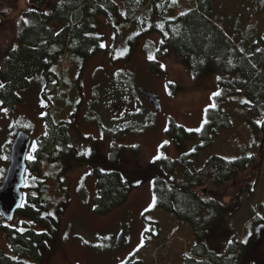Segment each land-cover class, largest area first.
Instances as JSON below:
<instances>
[{
    "label": "rangeland",
    "instance_id": "1",
    "mask_svg": "<svg viewBox=\"0 0 264 264\" xmlns=\"http://www.w3.org/2000/svg\"><path fill=\"white\" fill-rule=\"evenodd\" d=\"M224 1L216 0L214 8L218 10ZM237 1L246 2L227 0L229 9ZM117 2L118 14L96 17L100 22L97 33L105 36L103 50L87 59L66 51L54 62L57 76L52 77L57 80V87L48 95L57 119L70 114L75 117L71 131L75 152L66 159V170L61 173L63 183L55 180L49 184L48 197H44L48 203L44 215L56 217L58 202L61 214L59 223L54 224L56 232L46 242L48 249L42 247V256L17 250L5 227L45 232L52 231L50 225L21 212L11 221L0 213V251L15 259L34 264H183V256L192 254L198 235L190 222L169 210L155 209L154 179L169 177L163 168V157L179 159L192 153L195 165L200 166L212 155L237 159L255 153L251 131L233 101L225 103L224 109L231 115L234 128L222 129L218 135H199L207 111L215 105L213 94L219 91L216 64L196 78L189 59H180L172 46L167 45L165 52H161L160 31L149 24L127 23L122 19L126 5L121 0ZM22 6L28 8L29 4L25 0ZM151 15L154 23L158 13ZM234 17L240 20L242 16ZM149 59L161 62V73L150 70ZM252 71L254 80L258 81L262 70L253 66ZM46 77L43 73L36 74L31 84L20 91L21 101L14 106H6L0 99V109L7 110H0V185L8 167V159L3 157L9 155L8 143L13 136L21 129L35 137L44 131ZM3 82L0 76V85ZM140 86L160 96L161 110L140 94ZM117 102L130 105L123 116L112 112ZM177 124L191 134L183 138H178L176 132L171 134L169 129ZM114 142L125 147L120 166L108 161ZM133 147L141 152L137 155ZM49 164L48 160L45 171L50 169L51 173L54 167ZM97 168H118L127 182L133 184L128 199L106 214H98L94 209L99 193L94 172ZM259 170L261 176L254 192L243 193L240 203L229 205L210 223L204 236L209 250L226 254L234 236L247 240L254 229L243 264H264V219L261 218L264 214L260 209L264 196V159ZM255 221L258 225L253 228ZM150 227L154 235H149L143 247L145 230ZM121 232L123 240L118 244Z\"/></svg>",
    "mask_w": 264,
    "mask_h": 264
},
{
    "label": "trees",
    "instance_id": "2",
    "mask_svg": "<svg viewBox=\"0 0 264 264\" xmlns=\"http://www.w3.org/2000/svg\"><path fill=\"white\" fill-rule=\"evenodd\" d=\"M24 1L0 0V76L4 78L0 99L10 107L21 101L20 91L31 84L36 74H48L50 66L66 51L87 59L103 50L101 45L105 36L97 33L100 22L96 17L119 13L117 0H26L28 8L22 6ZM121 1L126 5L122 19L127 23L149 24L152 29L160 31L161 52H165L167 45L172 46L180 59H189L196 78L216 64L220 95L215 96V107L207 111L206 123L199 135H218L222 129L234 128L231 115L224 109V104L229 101L237 103L244 124L251 131V146L255 151L252 155L237 159L212 155L200 166L195 165L192 153L179 159L163 157V168L169 177L154 179L155 209L169 210L179 219L190 222L198 235L192 254L183 256V264H243L254 229L246 243L234 236L226 254L209 250L204 236L210 223L215 222L229 205L240 203L243 193L254 192L261 176L259 169L264 159V38H259L252 50L253 55L259 56L257 63L262 72L258 81L253 79L250 82L252 70L236 56L238 43L214 18L215 0ZM152 12L158 13L154 23ZM147 62L150 70L162 72L160 61L149 59ZM70 126L65 121L58 124L55 119L53 123L48 120L47 136L43 137L40 150L30 159L34 169L26 175V198L17 212L49 224L52 231L38 232L30 228L18 231L5 227L14 247L22 253L42 256V247L48 249L46 242L56 232L54 224L60 221L61 203L56 206V217L44 215L48 205L44 197L49 194V181L56 179L59 184L63 183L62 172L55 168L53 179L43 174L48 160L53 158L57 162L61 151H70L67 144ZM169 132H176L178 138L191 134L178 124L172 125ZM61 144L65 145V151L61 150ZM124 148L116 142L110 147L108 161L112 165H121ZM131 149L137 155L141 152L138 147ZM7 159L9 161L8 155ZM94 172L99 188L94 209L98 214H106L128 199L133 184L127 182L118 168H97ZM260 209L264 214V196ZM256 225L257 221L252 227ZM145 235L143 247L149 235H154L151 227L145 230ZM0 264L34 263L0 251Z\"/></svg>",
    "mask_w": 264,
    "mask_h": 264
},
{
    "label": "crops",
    "instance_id": "3",
    "mask_svg": "<svg viewBox=\"0 0 264 264\" xmlns=\"http://www.w3.org/2000/svg\"><path fill=\"white\" fill-rule=\"evenodd\" d=\"M226 1L219 4L218 10L214 8V18L238 43L237 58L251 70L253 66L262 70L257 63L259 56L253 55L252 50H254V44L258 39L264 38V8L262 6L264 0H246V2L241 3L237 1L231 9H229ZM254 2H256L255 6L253 5ZM236 15L242 16L241 19L237 20V17H234ZM249 77V81H253L255 72L252 71Z\"/></svg>",
    "mask_w": 264,
    "mask_h": 264
},
{
    "label": "water",
    "instance_id": "4",
    "mask_svg": "<svg viewBox=\"0 0 264 264\" xmlns=\"http://www.w3.org/2000/svg\"><path fill=\"white\" fill-rule=\"evenodd\" d=\"M139 90L155 105L156 109H162L161 99L157 93L149 91L143 86H140ZM115 109H120L119 103L113 108V110ZM30 143L31 135L21 129L13 140L10 165L0 185V213L9 221L13 220L17 211L22 207L21 205H23L24 194L22 192L26 182L27 153ZM122 240L123 232L119 234L117 243L119 244Z\"/></svg>",
    "mask_w": 264,
    "mask_h": 264
},
{
    "label": "flooded vegetation",
    "instance_id": "5",
    "mask_svg": "<svg viewBox=\"0 0 264 264\" xmlns=\"http://www.w3.org/2000/svg\"><path fill=\"white\" fill-rule=\"evenodd\" d=\"M53 66V65H52ZM52 66H50V69L48 70L49 71V73L47 74V73H44V74H46L47 75V77H48V83H47V89H45L44 90V94H45V100H46V105L44 106V108L43 109H45V111H46V115L45 116H43L45 119L42 121L43 123H44V131H43V133L41 134V135H39V136H37V137H35L34 135H31L29 132V134L31 135V143H30V146H29V150H28V153H27V170H26V174H25V181H26V175H27V173L29 172V171H33V169H34V167L31 165V163H30V159H29V157H32L33 158V156H35V152L39 149V147H40V145L42 144V139H43V137L44 136H47V130H46V122L48 121V120H50L52 123H53V119H55V121L59 124L61 121H65V122H67V123H69L71 126H70V129H69V131H68V135H69V140H68V142H67V144L68 145H70V147H71V149H70V151H68V152H60V159L56 162V161H54L53 160V158H51V160H49V162H50V164L49 165H51L52 167H54L53 169H52V171H51V173H50V169H46V172H45V174H43V176H46V177H48V178H50V177H54V174L52 173L53 172V170L55 169V168H57L58 170H59V172H65V170H66V167H67V163H66V159L67 158H69V157H71L72 156V154H74V152H75V150L73 149V146H72V135H71V131H72V129H73V124H74V119H75V117L73 116V114H70L69 115V117L68 116H64V117H61V118H59V119H57L54 115H53V107H54V103H53V101L49 98V95H48V93H51L52 92V90L54 89V88H56L57 86V80H55L54 81V79H53V77L52 76H57L56 75V73L54 72V70H53V67ZM46 77V78H47ZM52 78V79H50L49 80V78ZM126 88L128 89V90H131V88L129 87V86H126ZM138 91L140 92V90H139V87H138ZM140 94L141 95H143L142 94V92H140ZM144 96V95H143ZM145 97V96H144ZM145 98H147V97H145ZM148 99V98H147ZM149 100V99H148ZM150 101V100H149ZM151 102V101H150ZM117 103H119V102H117ZM117 103H115V105L117 104ZM135 103H139V101H138V99L137 100H135ZM152 103V102H151ZM120 104V109H115V110H113L112 109V112L115 114V115H124L127 111H128V109L130 108V105H122L121 103H119ZM153 104V103H152ZM115 105H114V107H115ZM154 105V104H153ZM155 106V105H154ZM20 131V130H19ZM18 131V132H19ZM17 132V133H18ZM16 133V134H17ZM15 137H16V135H14L13 136V138H12V140H10V149H9V155H8V157H9V161H8V167H9V165H10V153H11V146H12V144H13V140L15 139ZM58 146H60V145H58ZM64 146L65 145H63V144H61V150H63V151H65L64 150ZM40 150V149H39ZM38 150V151H39ZM32 151V152H31ZM71 155V156H70ZM52 161H54V164H52ZM8 167L6 168V171H7V169H8ZM6 174V173H5ZM5 176V175H4ZM4 179V178H3ZM56 179H54L53 181H49V183L50 184H52V183H54V181H55ZM57 181V180H56ZM48 183V184H49ZM57 183H58V181H57ZM25 184H26V182H25ZM24 187H25V185H24ZM24 187H23V194H24V199L26 198V195H25V191L26 190H24ZM23 202H24V200H23Z\"/></svg>",
    "mask_w": 264,
    "mask_h": 264
},
{
    "label": "snow or ice",
    "instance_id": "6",
    "mask_svg": "<svg viewBox=\"0 0 264 264\" xmlns=\"http://www.w3.org/2000/svg\"><path fill=\"white\" fill-rule=\"evenodd\" d=\"M104 45H101V47H103ZM0 86H2V85H0ZM213 95H215V96H218V95H220V93L219 92H217V93H214ZM212 107H215V105H212ZM0 110H3V111H7L6 109H0ZM259 123V122H258ZM189 131H193V130H191V129H189ZM195 131H200V129H196ZM165 144H167V143H169L168 141H165L164 142ZM89 152H90V149L88 150ZM193 151H195V149H193ZM4 159H7V157L5 156V157H3ZM157 159L159 158V156L158 157H156ZM29 159H32V157H29ZM21 206H23V205H21ZM259 215V214H258ZM9 218H11V217H9ZM262 219H264V216H262L261 217ZM18 231H23V229L21 228V229H18ZM247 241L245 240L244 241V243H246ZM122 264H123V262H122Z\"/></svg>",
    "mask_w": 264,
    "mask_h": 264
}]
</instances>
